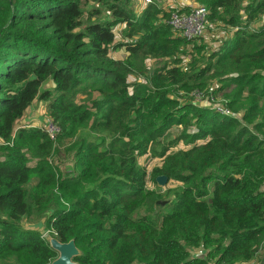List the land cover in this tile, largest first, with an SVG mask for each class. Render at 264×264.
Masks as SVG:
<instances>
[{"label":"trees","instance_id":"16d2710c","mask_svg":"<svg viewBox=\"0 0 264 264\" xmlns=\"http://www.w3.org/2000/svg\"><path fill=\"white\" fill-rule=\"evenodd\" d=\"M138 1L0 0V264L54 263L44 232L75 264H249L264 249V0L180 5L205 8L207 32L222 23L216 47ZM143 59L164 62L144 74ZM36 101L55 141L45 120L17 128ZM176 126L195 130L153 151L152 183L177 184L157 209L139 161ZM71 139L62 176L50 158Z\"/></svg>","mask_w":264,"mask_h":264},{"label":"rangeland","instance_id":"374dc122","mask_svg":"<svg viewBox=\"0 0 264 264\" xmlns=\"http://www.w3.org/2000/svg\"><path fill=\"white\" fill-rule=\"evenodd\" d=\"M250 0H245L244 1V5L247 4ZM160 5H165V6H169V5H173V6H180V5H184V3H187L188 0H158ZM190 4V3H189ZM136 6L143 8L146 6V2L143 1H138L135 3ZM186 5V4H185ZM190 6V5H188ZM178 10V8H176ZM171 14V12H170ZM209 25V24H208ZM212 29L214 30L213 33L211 32H205L203 35V40H198L197 43L198 44H208L210 46L213 45V47H216L218 45V41L219 38L221 37L222 34H224V27L222 26V23L220 24H216L215 26H212ZM123 28V27H121ZM118 34H120L119 30L117 29ZM214 36L213 41H211L210 36ZM119 39V38H118ZM189 51V49H187ZM187 51V52H188ZM183 61L186 60L187 58H185V56L182 57ZM164 61H157V60H151V59H143L142 61H138V65L139 67L142 69L141 72H144V74H148L149 72L151 73L153 69L160 67L163 65ZM131 80H135V79H139V80H143V76L140 75V73L138 72L136 74V78L130 77ZM193 98V97H192ZM197 98V97H196ZM195 99V98H193ZM217 102H214V105L216 106H223L224 105V99H222L221 97H217ZM202 105H210L211 102L210 101H200ZM32 112L29 113V115L31 114V116H33L34 114H38L39 117L42 118V122H44V120H48L47 116H46V110H45V105L42 102H38L36 101L35 104L32 106L31 108ZM34 112V113H33ZM27 118H30L28 116V114H26ZM22 125H25V122L23 120V122H20L19 125H17V128L20 127H24ZM194 127H173L170 129V131L167 133V135L160 141V143L158 144H153L150 146L149 148V152L146 156L142 157L140 159V164L141 166L144 168L145 172L148 174L147 177V183H148V188L152 191H154V193L156 195H158L159 197H161V201L157 202V209H161L162 207H165L166 204H168L171 200H173V196H172V192L174 190L177 189V184L167 180L165 185L163 187L158 186L157 184H153L152 180H151V171L154 167H157L159 165V160L157 158H154L153 155V151H160L162 146L165 145L166 142L169 141H173L175 139H177L178 136H181L182 133L186 132L188 134L192 133L194 131ZM86 133V132H84ZM74 140L71 139L69 141H67L63 146H56V152L52 153V157L50 158L51 160V165L58 169L61 173L62 176H68V175H73V163H72V150H70L69 148H71V146L74 144ZM185 147V144L183 142H180L177 147H175L174 150H178V149H183ZM1 148H4L3 145H1L0 143V155H1ZM35 163V161H32L31 165H33ZM35 184L34 179L31 180L30 185L29 186H33ZM47 217V215H46ZM23 225L26 227H31V228H37V227H42L43 229V223L42 221L38 220L35 217H32L31 219L28 220H23ZM41 229V230H42ZM43 238L45 240L48 241V243L50 244V242L52 241V235L50 234V232H44L43 234ZM78 252V251H77ZM198 253V252H197ZM54 264V263H52ZM72 264H75L72 262ZM249 264H264V249H260L258 250V257L253 261L250 262Z\"/></svg>","mask_w":264,"mask_h":264},{"label":"built area","instance_id":"2783aa9c","mask_svg":"<svg viewBox=\"0 0 264 264\" xmlns=\"http://www.w3.org/2000/svg\"><path fill=\"white\" fill-rule=\"evenodd\" d=\"M146 4L150 3V0H144ZM207 15L208 11L203 7H196L188 14H182L179 10L174 9L171 11L168 26L181 37L190 40L201 37L207 28ZM197 102L200 101L199 96L196 98ZM214 107L222 115L229 114L225 106ZM43 131L47 134L51 141H55L56 136L60 133L58 126L53 124L50 119L45 120L42 127Z\"/></svg>","mask_w":264,"mask_h":264},{"label":"water","instance_id":"95a60500","mask_svg":"<svg viewBox=\"0 0 264 264\" xmlns=\"http://www.w3.org/2000/svg\"><path fill=\"white\" fill-rule=\"evenodd\" d=\"M166 181V177H158L156 179V183L160 187H163ZM50 246L53 250L59 253V258L54 262V264H72V259L78 254L77 249L72 242L68 244H61L57 240L52 239Z\"/></svg>","mask_w":264,"mask_h":264},{"label":"crops","instance_id":"0c3cea01","mask_svg":"<svg viewBox=\"0 0 264 264\" xmlns=\"http://www.w3.org/2000/svg\"><path fill=\"white\" fill-rule=\"evenodd\" d=\"M185 4H186V5H189V2L184 3V5H185ZM163 6H164L165 8L170 9L171 11L179 7V6L176 7V6H173V5H169V6H165V5H163ZM34 104H35V102L32 104V106H33ZM32 106L30 107V109L28 110V113H27L29 117L31 116V114L29 115V113L32 112V110H31ZM33 113H34V112H33ZM41 121H42V118L39 117L38 114H34V115L31 116L30 118H27V116H26L25 119H24V122H25L26 127H27V126H28V127H30V126H34V127H36V125L40 124Z\"/></svg>","mask_w":264,"mask_h":264}]
</instances>
